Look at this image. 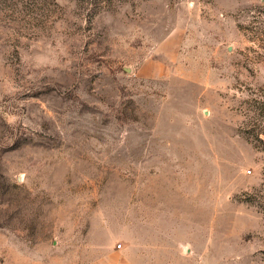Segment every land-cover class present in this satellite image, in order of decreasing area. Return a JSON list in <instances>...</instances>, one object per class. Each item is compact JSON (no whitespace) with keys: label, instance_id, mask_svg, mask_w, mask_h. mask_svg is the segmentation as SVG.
<instances>
[{"label":"rangeland","instance_id":"1","mask_svg":"<svg viewBox=\"0 0 264 264\" xmlns=\"http://www.w3.org/2000/svg\"><path fill=\"white\" fill-rule=\"evenodd\" d=\"M0 264H264V0H0Z\"/></svg>","mask_w":264,"mask_h":264}]
</instances>
